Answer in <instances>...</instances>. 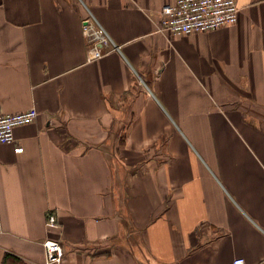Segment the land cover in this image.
<instances>
[{
    "label": "crops",
    "instance_id": "0c3cea01",
    "mask_svg": "<svg viewBox=\"0 0 264 264\" xmlns=\"http://www.w3.org/2000/svg\"><path fill=\"white\" fill-rule=\"evenodd\" d=\"M174 1L0 0V109L38 112L0 143V264L48 239L60 264H264V0L186 36L158 30Z\"/></svg>",
    "mask_w": 264,
    "mask_h": 264
},
{
    "label": "built area",
    "instance_id": "2783aa9c",
    "mask_svg": "<svg viewBox=\"0 0 264 264\" xmlns=\"http://www.w3.org/2000/svg\"><path fill=\"white\" fill-rule=\"evenodd\" d=\"M237 0H175L160 11L158 30L173 36H186L208 32L234 25L238 21ZM82 31L90 45V59L103 57L116 46L107 31L89 14L82 20ZM38 112L26 110L5 114L0 109V143L14 140V130L18 126L31 124ZM48 225L55 226L56 216L48 213ZM45 264H60L64 260V249L57 240L44 242ZM231 264H247L244 258H235Z\"/></svg>",
    "mask_w": 264,
    "mask_h": 264
},
{
    "label": "trees",
    "instance_id": "16d2710c",
    "mask_svg": "<svg viewBox=\"0 0 264 264\" xmlns=\"http://www.w3.org/2000/svg\"><path fill=\"white\" fill-rule=\"evenodd\" d=\"M1 264H29L19 258L18 256L11 254V253H6L3 257V260Z\"/></svg>",
    "mask_w": 264,
    "mask_h": 264
}]
</instances>
